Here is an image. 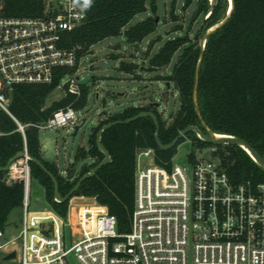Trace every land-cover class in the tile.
I'll return each instance as SVG.
<instances>
[{
    "label": "trees",
    "instance_id": "obj_1",
    "mask_svg": "<svg viewBox=\"0 0 264 264\" xmlns=\"http://www.w3.org/2000/svg\"><path fill=\"white\" fill-rule=\"evenodd\" d=\"M193 0H187L185 7ZM152 10L157 11L156 0ZM1 13L6 16H38L44 13L43 0H0ZM230 9V0H199L195 19L202 16L204 25L191 39L188 33L168 40L150 58L153 67L170 64L179 50L181 54L173 66V72L165 80L174 82L179 91L180 108L165 123L153 103L130 106L118 113L101 117L90 136L88 149L80 147L78 157H90L79 172L74 166L63 175L55 161L47 160L42 152L39 124L46 122L54 112L73 106L83 108L89 90L82 84L80 97L67 91L60 99L46 106V99L61 83L67 70L75 72L81 58L99 41L124 33L132 43H138L154 32L159 23L149 16L136 25L124 29L140 12L147 10V0H93L87 10V19L79 27L65 34L67 46L76 47L78 63L70 69H60L51 83L19 84L14 86L10 112L0 109V229L11 224L10 216L23 210L25 185L23 179H8L10 169L2 170L18 153L27 149L32 157L29 161L32 178L45 188L46 207L59 216H68L70 200L74 196H95L107 205L118 219L120 232L131 227V214L135 206V176L138 167V151L154 148L155 162L170 167L178 145L185 136L170 149H162L156 140V123L146 115L134 118L142 111H153L160 122V139L171 143L186 127L198 125L203 131L194 102L196 68L201 54V39L213 26L222 21ZM175 17V15H174ZM138 64L123 62L121 69L135 72ZM198 103L209 127L216 133L228 134L247 140L264 158V0H234V10L229 20L212 32L205 44L204 60L198 77ZM121 121L104 129L101 142L111 154V161L103 165L92 176L86 178L78 190L66 201L54 197L55 182L44 166L57 178L63 196L68 195L80 178L99 165L105 154L99 148L98 132L103 125ZM24 125V131L20 129ZM193 140V147L211 145L206 141ZM224 149L223 162L229 176L237 183L264 181L262 169L251 154L237 144L219 145ZM193 153V152H192Z\"/></svg>",
    "mask_w": 264,
    "mask_h": 264
},
{
    "label": "built area",
    "instance_id": "obj_2",
    "mask_svg": "<svg viewBox=\"0 0 264 264\" xmlns=\"http://www.w3.org/2000/svg\"><path fill=\"white\" fill-rule=\"evenodd\" d=\"M43 1L44 13L38 16H6L0 6V109L7 112L14 86L51 83L60 69L78 63L77 48L66 45L65 34L85 22L87 10L74 0ZM67 74V91L80 97V77L69 70ZM80 120L78 109L68 106L38 127L76 126ZM196 134V142L205 141ZM219 145L225 144L194 147L190 167L174 159L169 168L159 165L154 148L140 149L127 232L119 231L117 216L107 205L95 196L84 201L88 196L81 195L72 206V218L70 204L58 230L57 216L31 227L28 213L19 235L7 237L0 229V251L17 241L20 264H264V181L235 182ZM196 149H202L200 156ZM206 151L211 159L204 158ZM142 154L153 155L154 162L140 165ZM21 158L10 169L18 162L23 165L19 178L27 209L32 180L27 149Z\"/></svg>",
    "mask_w": 264,
    "mask_h": 264
},
{
    "label": "rangeland",
    "instance_id": "obj_3",
    "mask_svg": "<svg viewBox=\"0 0 264 264\" xmlns=\"http://www.w3.org/2000/svg\"><path fill=\"white\" fill-rule=\"evenodd\" d=\"M186 1L156 0L157 11L154 12L151 5L152 0H147V10L136 14L124 29L153 16L159 17V25L154 32L138 43L130 42L124 33L107 37L94 44L91 50L81 58L75 75L80 79L90 77V80L87 82L89 90L87 103L83 108L78 109V116L81 117L77 124L80 126L79 130L74 135L75 125L40 129L43 155L47 160L55 161L63 175H67V169L70 166H74L76 172H79L83 166L92 163L90 157L77 158V152L80 147L89 148L93 129L105 113H118L130 106L158 102L157 109L162 120L165 123L171 122V115L180 108V96L174 82L169 84L163 77L173 72V66L182 50L176 52L170 64L164 67L154 69L150 64V58L170 39L188 33L192 40H197L196 35L205 24L202 16L194 18L199 0H193L189 6L185 7ZM212 1L214 0H209V2ZM123 62H134L138 64V68L135 72H128L121 69ZM70 77L69 74L62 77L60 85L47 97L46 106H50L66 94L64 84L69 81ZM195 136L197 134L194 130L185 135V140L178 145V151L173 157L176 162L190 167L188 156L193 152ZM206 147L207 145L203 149ZM201 150L196 149L197 156L201 155ZM19 160L23 161L22 158ZM152 162H154L153 155L139 156L140 165ZM11 171L16 172L18 168L17 170L16 168L10 169L7 176L9 180L12 178ZM29 197L30 206L27 209L16 210L10 216L11 224L6 228L7 237L20 234L27 213L31 227L36 226L39 219L53 218L54 213L58 217L55 219L56 229L61 228L60 221H63L61 216L53 210V213L44 212L45 188L35 178L31 180ZM91 197L88 196L84 201L93 200ZM80 200L82 199L77 196L70 200L69 216L71 218L72 206ZM69 227L74 228V225L71 223ZM3 256L4 253L0 251V264H20L18 258L4 260Z\"/></svg>",
    "mask_w": 264,
    "mask_h": 264
},
{
    "label": "water",
    "instance_id": "obj_4",
    "mask_svg": "<svg viewBox=\"0 0 264 264\" xmlns=\"http://www.w3.org/2000/svg\"><path fill=\"white\" fill-rule=\"evenodd\" d=\"M234 10V0H230V9L228 11L227 16L220 21L218 24H216L215 26L212 27V29H209L202 37L201 39V54H200V59L196 68V75H195V84H194V102H195V107H196V111L199 115V118L201 120L202 126L205 128V131H203L198 125H190L188 127H186L185 129H183L182 131H180V133L178 134V136L171 142L168 144H164L161 139H160V122L158 119V116L153 112V111H142L139 114H137L135 117L129 118L127 119V121L132 120L134 118L140 117V116H146L149 115L151 117H153L157 129H156V140L158 145L160 146V148L162 149H170L172 147H174L179 140L184 137L187 133H189L190 131H197L198 133H200L204 138L205 141L210 143V144H237L242 146L243 148H245L250 154L251 156L256 160V162L259 164V166L264 169V158L256 151V149L245 139L241 138V137H237V136H233V135H229L228 137H219L216 135V133L209 127V125L207 124L206 120L204 119L200 107H199V103H198V77H199V73H200V69L204 60V49H205V44H206V40L208 38V36L214 32L217 28L221 27L223 24H225L231 14L232 11ZM159 21V17L156 18V23H158ZM157 67H154V69H156ZM90 80V77H85L83 79H81V83L82 84H86L88 81ZM170 84V83H169ZM104 102H106V100L104 99ZM155 106H159V103H153ZM172 117V115H171ZM85 121V119H84ZM117 122H121V121H115V122H110L107 123L105 125H103V127L99 130L98 132V138H97V142H98V146L99 148L103 151V153L105 154V158L104 160L97 165L96 167H94L92 170H90L89 172H87L86 174H84L80 180L78 181V183L76 184V186L73 188V190L66 196H63L58 188V181L57 178L44 166V164L37 160V162L47 171L48 174H50L52 176V178L54 179L55 182V194L54 197L55 199L59 200V201H66L68 199H70V197L78 190V188L80 187V185L82 184V182L94 175L99 169L100 167H102L105 164H108L111 161V154L110 152L104 147L103 143L101 142V135L102 132L104 131L105 128L112 126L113 124L117 123ZM80 126L76 125L75 126V132L74 135L77 133V131L79 130ZM26 153V150L21 151L20 153H18L17 155H15L9 162L8 164L1 168L2 170H8L10 169V166L16 162L17 160H19L24 154ZM29 154V153H28ZM30 156V154H29ZM31 157V156H30ZM32 158V157H31ZM204 158L207 159H211L212 157L210 156L209 152L206 151L204 153ZM217 163L219 162L218 158L214 159ZM17 246H18V242L17 241H12L10 242L4 249V256L3 259L4 260H10V259H16L17 258Z\"/></svg>",
    "mask_w": 264,
    "mask_h": 264
},
{
    "label": "clouds",
    "instance_id": "obj_5",
    "mask_svg": "<svg viewBox=\"0 0 264 264\" xmlns=\"http://www.w3.org/2000/svg\"><path fill=\"white\" fill-rule=\"evenodd\" d=\"M74 3L81 9L86 10L91 7L93 0H74Z\"/></svg>",
    "mask_w": 264,
    "mask_h": 264
},
{
    "label": "crops",
    "instance_id": "obj_6",
    "mask_svg": "<svg viewBox=\"0 0 264 264\" xmlns=\"http://www.w3.org/2000/svg\"><path fill=\"white\" fill-rule=\"evenodd\" d=\"M20 165H21L20 162H18V163H17V166L15 167L16 170H17V168H18V171H16V172L14 171V172H13V176H12L11 179H13V178L15 179V178L19 177V175H20L19 173L21 172V168H22ZM17 172H18V173H17ZM45 211H48V212H50V213H53V211L50 210V209L47 208V207H45L44 212H45ZM53 216H56V215L53 213ZM4 254H5V253H4Z\"/></svg>",
    "mask_w": 264,
    "mask_h": 264
},
{
    "label": "bare ground",
    "instance_id": "obj_7",
    "mask_svg": "<svg viewBox=\"0 0 264 264\" xmlns=\"http://www.w3.org/2000/svg\"><path fill=\"white\" fill-rule=\"evenodd\" d=\"M210 29H212V27ZM217 136H219V137H228L229 135L228 134L218 133Z\"/></svg>",
    "mask_w": 264,
    "mask_h": 264
}]
</instances>
